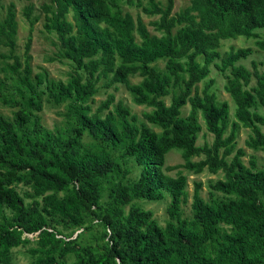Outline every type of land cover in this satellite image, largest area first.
<instances>
[{
    "label": "trees",
    "instance_id": "1",
    "mask_svg": "<svg viewBox=\"0 0 264 264\" xmlns=\"http://www.w3.org/2000/svg\"><path fill=\"white\" fill-rule=\"evenodd\" d=\"M121 2L133 0H48L41 5L44 29L55 34L58 56L71 63L65 82L45 72L30 77L31 30L19 72L15 5L6 7L0 37L10 54L0 57L13 61L6 65L9 83L0 79V99L17 109L12 119L0 114V209L12 212L10 217L1 215L0 263H8L11 248L30 242L25 234L36 233V247L29 249L37 255L32 264H63L59 259L70 253L77 258L72 264H264V169L257 168L253 157L245 165L243 149L235 150L238 128L244 127L250 132L245 144L264 151V71L255 61L251 68L238 63L251 48L219 50L223 40L241 35L256 38L255 44L264 50V40L254 31L264 28V0H190L174 13L172 0L166 5L148 0L142 11L159 15L150 24L158 34H151L140 16L124 12ZM32 9L26 5L22 11L30 25ZM211 65L225 79L223 89L235 104L226 136L228 103L210 91L212 79L201 90L197 85ZM131 75L141 79L134 83ZM101 79L106 80L104 87L123 84L135 104L151 110L140 118L118 101L101 117L114 99L108 94L92 113L88 102L99 91ZM43 93L56 104L65 103V130L55 133L41 125ZM187 103L190 110L183 116ZM199 113L214 136L211 145H196ZM83 132L99 142L84 147ZM105 142L132 157L139 175L131 184L121 178L111 181L110 198L102 204V184L118 170ZM171 149L181 151L188 170L199 173L207 167L210 173H223L209 184V201L200 196V183L195 184L191 219L180 216L186 177L163 170ZM201 154L204 159L192 160ZM21 182L31 187L32 196L43 197L42 207L37 199L25 205L12 186ZM166 195L169 219L164 227L150 210L133 204L124 210L134 199L161 200ZM83 209L92 211V222L103 229L104 250L98 255L78 253L72 238L47 226L45 213L82 227Z\"/></svg>",
    "mask_w": 264,
    "mask_h": 264
},
{
    "label": "rangeland",
    "instance_id": "2",
    "mask_svg": "<svg viewBox=\"0 0 264 264\" xmlns=\"http://www.w3.org/2000/svg\"><path fill=\"white\" fill-rule=\"evenodd\" d=\"M155 1L159 2L162 5H166L168 0ZM172 1V12L174 13L188 5L190 0ZM11 2L15 5L17 32L15 36L16 45L14 53L20 58L21 66L19 68V72L23 73L25 59L24 47L29 31L31 30V44L29 50V66L31 69L30 77L33 78L36 74L45 72L48 78L65 82L69 78V75L72 71L71 63L68 60L62 59L58 56V45L55 34L47 32L43 27V23L45 21V13L42 10L41 5L43 3H48V0H0V21L4 18L6 7ZM147 2L148 0H133L132 4L121 2L120 5L121 9L124 12H129L133 16V18H137L138 16H140L151 34H158L159 32L155 31V28L150 24L153 21L158 20L159 15H148L142 11V7L146 6ZM26 5H33V9L31 12V19L33 20V23L31 25L29 20H27L22 13L23 8ZM254 31L258 33L257 39L264 40V28H257ZM255 41L256 38L253 37L246 38L242 35L236 36L235 38L223 40L219 50L220 52H224L227 51L230 47H233L235 49L251 48V53L248 54L245 59L241 60L240 63H242L247 68H251V61H255L258 64V68L261 71H264V50L258 48V46L255 44ZM0 53L6 55L10 54L9 47L5 45L2 37H0ZM199 60H201V58H199ZM12 61L13 60L11 58L0 57V79H3L6 83H9V78H7L8 71L6 65L12 63ZM157 64L159 67H163L164 63L163 61H158ZM140 79L141 78L138 75H131L130 77V80L134 83L138 82ZM210 79L214 81L210 87V91L216 94L219 101H226L229 106L228 126L224 133V135L226 136L229 133L231 122L234 120L235 104L230 95L226 92L225 89H223L225 85V79L212 66L208 76L197 84L198 89L201 90L204 84ZM105 81V79H101L98 82V85L100 86L99 91L88 102L91 107L90 111L92 113L96 111L101 102H103L107 98L108 94H113L114 99L113 102L109 105L108 109L102 110L100 112L101 117H104L107 111L113 110L118 101L122 102L130 110L131 113L137 114L140 118L142 117V112L151 110L150 107H147L145 105L135 104L132 100L131 93L124 87L123 84L115 83L110 87L101 86ZM39 89H43V86H40ZM7 90L12 95L17 97L16 92L12 88H8ZM165 102L167 104L169 103V97H165ZM16 109V107H11L7 104L2 103L0 99V114L5 118L12 119L13 112ZM189 110L190 106L187 103L184 107H182V115H187ZM65 111V103L56 104L47 96L46 93L42 94V110L38 113L42 126L50 131H54L55 133L56 131L65 130L67 127L66 118L64 116ZM260 111L264 113L262 109ZM198 121L201 125V130L197 133L196 145H211L214 136L207 130L204 119L200 113L198 114ZM147 125L154 131H161L160 128L156 125L149 123H147ZM262 130L264 132V126H262ZM249 133V129L247 128H238L235 138V150L238 148L243 149L245 154L241 157V159L245 165L248 166L249 159L253 157L256 162L257 168L264 169V151L249 148L245 144V140L248 138ZM95 142H99L98 139H93L86 132H83V134L81 135V143L84 147L89 148ZM103 144L106 145V149L110 151L111 155L113 156V160H115L118 165V170L112 173V177L110 179H107L106 182L102 184L100 203L105 204L110 198V182H115L116 180L121 178L124 183L131 184L134 180L137 179L139 175V168L132 157L122 154V150L120 148L113 147L106 142ZM234 153L235 151L233 150V152L229 155L228 160L233 157ZM204 157V154H201L193 156L192 160L199 161L204 159ZM183 164L184 159L181 156V151L179 149H171L165 156L163 170L165 173L171 175L172 177H176L178 172H182V174L186 177L185 191L187 195L185 200H183L180 205V216L182 218L191 219L192 195L195 184L200 183L199 194L204 201H209V184L223 178V173L221 171H218L217 173H210L207 167H205L201 172L195 173L191 170L186 169ZM169 167L172 168L169 169ZM12 186L20 194L25 205H29L34 199H37L40 202V206H43V197L32 196V189L29 185L21 182L14 183ZM214 193L216 197L224 198V194L220 192ZM64 194V191H62L58 192L56 196L59 198ZM169 200L170 199L167 195L164 199L161 200H149L146 198L134 199L129 205H126L124 207V210L125 212H127L129 206L132 204L144 210H150L152 212V218L157 222L159 226L164 227L169 219L168 214L166 213V208L169 204ZM2 213L7 215L8 217L12 215V212L8 208L2 207V209H0V222L2 220ZM81 214L84 216V225L82 227H77L72 225L68 219H65L63 221L57 215L45 213L47 218V226L55 229L65 238H72L73 242L71 245L76 246L78 253L88 251L92 255H98L104 250L105 240L103 236L102 226L99 224H94V222H92V211L83 209L81 211ZM222 227L224 229L229 228L226 225H222ZM34 235L35 234L29 237V243L19 245L10 249L9 261L6 264H32L35 261L37 255L31 254L29 251L31 247H36V237ZM76 259V256L73 253H70L60 258L59 261H61L63 264H72Z\"/></svg>",
    "mask_w": 264,
    "mask_h": 264
},
{
    "label": "built area",
    "instance_id": "3",
    "mask_svg": "<svg viewBox=\"0 0 264 264\" xmlns=\"http://www.w3.org/2000/svg\"><path fill=\"white\" fill-rule=\"evenodd\" d=\"M27 237H31L33 234H25ZM35 235H36V233H35ZM34 235V236H35Z\"/></svg>",
    "mask_w": 264,
    "mask_h": 264
},
{
    "label": "crops",
    "instance_id": "4",
    "mask_svg": "<svg viewBox=\"0 0 264 264\" xmlns=\"http://www.w3.org/2000/svg\"><path fill=\"white\" fill-rule=\"evenodd\" d=\"M243 59H245V58H243ZM243 59H240L239 61H238V63H240V61L241 60H243ZM240 64H242V63H240ZM212 66V65H211ZM211 66H210V69H211ZM213 67V66H212ZM262 129V128H261ZM263 131V130H262Z\"/></svg>",
    "mask_w": 264,
    "mask_h": 264
}]
</instances>
